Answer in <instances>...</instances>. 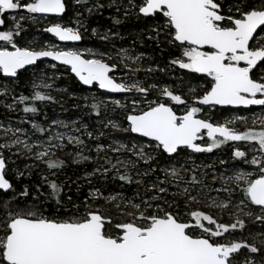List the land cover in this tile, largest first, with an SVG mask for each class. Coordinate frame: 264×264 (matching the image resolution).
<instances>
[{"label":"snow or ice","instance_id":"obj_1","mask_svg":"<svg viewBox=\"0 0 264 264\" xmlns=\"http://www.w3.org/2000/svg\"><path fill=\"white\" fill-rule=\"evenodd\" d=\"M75 3L87 5L88 0ZM103 7L96 3L87 11ZM67 11L66 0H0V74L12 78L9 83H13L23 74L21 70L36 66L39 71L37 62L49 58L68 66L89 89L131 94L130 107L120 100L110 101L124 116L119 122L108 120L113 130L128 137V143L116 141L109 148L126 152L128 157L117 156L115 162L108 156L100 157L104 146L97 144L96 160L103 159V163L85 173V179L92 183L91 177L98 176L118 180L121 187L135 184L138 188L132 197L106 195L93 188L80 200L64 193V185L42 176L50 189L47 194L39 184L35 195L27 185L18 190L14 181H20L26 172L10 176L4 150L15 149L13 155L29 156L53 175L65 166L64 160L53 157L69 145L77 149L74 163L93 158L83 155L85 142L79 135L53 133L50 127L32 121V129L44 139L30 143V138L21 139L27 135L24 129L4 128L5 136H11L0 143V264H264V115L252 118L250 125L245 116L220 123L200 115L205 108L211 112L216 106H259L264 111V0H128L124 15L135 11L138 18L153 20L150 32L154 35L148 39L155 40L157 47L164 43L175 50L168 65L155 70L175 66L199 74L204 78L198 86L202 94L191 84L186 92H178L175 86L133 79L142 70L151 73L154 69L142 68V56L130 55L127 49H119V60L112 62L114 58L107 52L89 49L86 57L77 49L61 48L56 43L42 42L38 47L18 44L17 37L25 31L24 21L47 16L58 20L44 32L61 42L80 41V20H76V27L59 22ZM7 20L11 27L6 26ZM102 38L107 39V34ZM118 68L127 78L116 75ZM32 85L31 95L13 97L14 103L24 105L25 114L39 113L36 102H57L49 92L39 90L51 89L52 84L42 79L40 83L32 81ZM10 91L5 84L0 95ZM91 99L94 102L85 107L102 120L101 105L106 109L108 101L95 96ZM177 106H183L181 114ZM237 121L244 124L243 131L234 126ZM53 125L69 127L64 121H53ZM75 125L73 122L72 131L80 132ZM86 128L87 136L93 138V132ZM205 136L207 141L197 143ZM240 142L246 148L239 147ZM229 143L234 171L219 177V188H211L227 195L209 198L204 191L209 185L195 174L199 166L190 168L187 160L180 158L186 153H211ZM141 162L147 167H138ZM242 165L252 170H239ZM188 171L193 174L185 180L182 172ZM161 172L163 178L157 175ZM150 176L156 178L144 179ZM139 187L144 188L143 195ZM171 188L177 191L170 192ZM199 204L230 213V221L222 222L212 211L193 208ZM247 221L258 223L261 230H248L245 236Z\"/></svg>","mask_w":264,"mask_h":264},{"label":"rangeland","instance_id":"obj_2","mask_svg":"<svg viewBox=\"0 0 264 264\" xmlns=\"http://www.w3.org/2000/svg\"><path fill=\"white\" fill-rule=\"evenodd\" d=\"M66 3L68 4V7H70L69 11V16L67 18V21L65 22L64 20H59V22H62L64 24H68L69 26L76 27V20H80L83 24L84 31L86 32V36L84 31H81L82 35V42L84 44L80 45H70V44H61L59 43L54 37L47 38L45 35L47 34L46 32L43 31L45 27H48L51 25L53 19H48V18H38L33 21H24L23 26L25 28V31L21 33L20 37H17L18 44L21 46H31V47H38L42 42L44 43H56L59 45L61 48H72V49H77L80 52H82L86 57L88 56V50L91 49L92 51L95 52H107L109 53L113 58L115 62L116 60H119V56L117 54L119 49H127L128 53L133 56H142L141 59V67L142 68H147V67H152L153 63L151 56L147 57L143 55L142 50L138 46L134 45H126L122 47H115V46H108V44H104V42H108L115 37H118V33H115L112 35L110 30L98 34L100 29L96 27L95 32L92 30H89L86 28L85 25L86 23H83L84 21L82 20L83 17V12L87 10L88 7L93 6L92 0H88L87 5H77L75 3V0H66ZM117 7L116 9L119 8H125L127 7L128 3H116ZM96 10V9H95ZM94 10V11H95ZM77 13H80V15H77ZM89 13V12H88ZM6 26L11 27V21L7 20L6 21ZM37 31L38 33H34ZM89 33V34H88ZM100 33V32H99ZM107 34V39H103L102 37ZM102 45H101V44ZM142 45V44H141ZM144 48V47H141ZM149 56V55H148ZM146 59L149 61H146ZM41 63V62H39ZM39 71L37 70L36 66L30 67L26 72V78L25 79H18L15 80L13 83H9L10 79H5L2 77L0 74V92L3 91L4 85L8 84L9 88L11 89L10 92L6 93L5 95H0V106L3 109V112L0 115V143H3L5 139L11 136V133H8V137L5 136L4 133V128L12 127V128H22L25 130L27 133L26 136H21V139H29V142H34L37 140H43L44 137H41V135L38 132H35V130L32 129L31 122L35 121L42 126L48 128H51V131L53 133L55 132H64V133H69L72 135H79L85 142V146L83 147V155H88L91 156L93 159L92 161H81L80 163H75V164H83V165H92V168H84V172L82 173V176H80L81 179L85 178V173L91 172L94 167L97 166V163H103V159L97 161V150H96V145L100 144L104 146V149L100 151L99 156L104 157L108 156L113 159V162H115V157L119 156L121 159H124L128 157V153L126 152H120L116 153L109 148V145L115 146L116 141L123 142V143H128V137L120 132H117L113 130L110 125H108V120L109 118L116 120L117 122L121 121L123 119L124 113L120 109H115L114 110V105L110 103L111 100H120L122 103H128L129 107L131 106V94L127 95H119V96H114L111 97L110 95L103 94L100 92L98 88V91L89 88H85L87 90L79 91L78 89L75 90L73 88L72 82L69 80V74L71 73L70 68L64 67L57 65L56 68L50 67V65L55 64L50 61H44V63H41L39 65ZM168 65V62L166 66ZM156 66V65H155ZM165 66V67H166ZM68 69V70H66ZM68 71V72H67ZM116 75L119 77L121 75H125V78H127V74L124 72L122 68L117 69ZM255 71V70H254ZM187 75L185 79V74ZM46 73V75H45ZM163 74H167L166 78L164 81H155V80H150L149 75L145 71H140L135 74L133 79H139L142 82L145 83H157L160 85L167 84L169 86H174L173 85V79L178 81V77H183L184 80H180L177 83L176 90L178 92H186L189 84L193 87L198 88V94H202L203 89L199 88L198 86L200 84H203V80L201 79L202 76L199 74H194L199 79H193L191 76L193 74L187 73L186 70H181L176 68L175 66L170 67L167 71H161ZM148 77V78H146ZM46 80L48 83L52 84L51 89H39L42 91L49 92L53 97L56 99V103H51V102H36V106L40 109L38 114H25L22 109L24 105L14 103L13 97H18L20 95H26L29 96L31 95L33 91V85L32 81H35L36 83H40L41 80ZM77 80V79H76ZM194 80V81H193ZM79 84L80 82L77 81ZM81 85V84H80ZM82 86V85H81ZM102 93V94H100ZM92 96H95L97 100H105L108 101L107 108L105 109L103 105H101V110L102 113H104V117L101 120V118L96 117L91 113V109L89 107H85V105H90L94 101L91 99ZM84 97H89L88 100H85ZM8 105H12L11 108L8 107ZM182 108L183 106H177V111L178 113H182ZM216 109V108H215ZM215 109L213 111H215ZM252 110H248L247 112H241L239 111H230L229 113H225V115H219L220 112H218V122L223 123L225 119H232L235 116H245L249 118V125L251 124V119L260 115H264V111L261 110L260 107H255L251 108ZM218 111V110H217ZM212 112V111H211ZM211 112H208L207 109L205 108V112L201 113V116H209ZM122 117V119H121ZM21 120H24V123H21ZM53 121H64L69 125L68 128L64 127H59L56 125H53ZM217 121V120H216ZM73 122H76L77 127L81 128L80 132H73L72 127H73ZM107 125V126H106ZM87 126L86 131L87 132H93L94 137L89 138L84 131V127ZM241 131L244 130V124L240 121H237L234 125ZM257 130H259L257 128ZM100 132H103V135H99ZM206 140H204L201 143H204ZM239 147L242 149L246 148V145L243 142H240L238 144ZM16 150L13 149L12 152H15ZM76 147L74 145H69L64 151H57L56 156L53 157L54 159H61L63 157H66L69 159L70 163H74V159H76ZM233 151V147L231 143L227 145L221 146L219 149H214L213 152L211 153H201L202 155H209L212 157L213 162H210L209 164H204V163H199L197 164V161H195V157L201 154H194V153H186L181 156V161L187 160L188 166L194 167V166H199L198 170L195 172L198 178L202 179L206 184L209 185V188H205L204 191L208 194L209 198L215 197L217 199H223L227 194L226 193H217L215 191H212L211 188H219L222 181L219 179V177L224 174V175H230L233 173L234 169L232 168V161H231V153ZM12 152L4 150L3 154L6 159H10L6 156L7 153L11 154L13 156ZM251 156V152H249V157ZM10 157V156H9ZM21 157L25 158L27 161H32L33 163H27L26 161V166L30 165H37L34 166L36 169L38 167L42 168V176H48L49 180L56 181L58 184H62L59 179L61 175L56 173L51 174L50 171L46 168V166L42 163H38L33 161L29 156L27 155H21ZM12 158V157H11ZM221 160H226L229 161L227 164H221ZM236 163H239V161H236ZM67 165V164H66ZM17 166V167H16ZM15 166V169H18V165ZM210 166V167H209ZM141 169L147 167L144 165L142 162L138 165ZM239 170H244V171H250L252 170L249 165H242L241 169ZM134 174V173H133ZM192 172H182V175L184 176L185 180H189L192 176ZM203 174V175H202ZM213 174L216 176V180H213ZM161 178H163V173H157ZM41 176V181L42 180ZM59 176V177H58ZM98 176H93V178H96ZM151 178L155 179V176H150ZM139 178V177H137ZM146 179H149V177H145ZM144 178V179H145ZM153 179H150L153 180ZM65 182L68 181V179H64ZM83 181V180H82ZM93 183V182H92ZM92 183H87V182H82L80 183L79 189L80 191H84L86 196H88V193L93 190V188H99L100 186H97ZM64 185V193L67 195H70L71 188L65 187ZM101 189V188H100ZM123 187H119V189L116 190H109L105 192V194H116V193H121L127 197H132L127 194V192H123ZM141 195L144 194V188L139 187ZM141 189L143 190L141 192ZM78 190V189H77ZM50 191V189H48ZM177 191L176 188H171L170 192H175ZM135 193V192H134ZM195 194V193H194ZM171 197V195H169ZM74 199V198H73ZM194 209H202L204 211H212L215 215L218 216L222 220V222H229L230 221V213L228 212H219L216 209H207L204 208L203 204L199 205H194ZM247 219V218H245ZM248 230H252L254 233H258L261 229L258 223H253L251 221H247V229L244 232V235H248ZM240 235L239 232L236 233V236L238 237ZM251 242V241H250Z\"/></svg>","mask_w":264,"mask_h":264},{"label":"trees","instance_id":"obj_3","mask_svg":"<svg viewBox=\"0 0 264 264\" xmlns=\"http://www.w3.org/2000/svg\"><path fill=\"white\" fill-rule=\"evenodd\" d=\"M93 4L96 3H101L104 5L103 8L100 9H96L95 11H93L92 13H88L87 10H85L83 12V17L82 20L84 21L83 23H86L87 25L86 28L89 30H93L96 29V27H98L100 29V33L98 32V34L104 33L108 30H110L111 34L113 36V34L118 33V37H115L114 39L108 41V42H104V44H108V46H115V47H122V46H126V45H134V46H139L140 49L142 50V53L147 57H150V59H154L152 61L153 65L152 68L154 69L153 72L151 73H147L149 75L150 80H155V81H164L167 74H163L161 73V71H156L155 69L157 68V66L163 68L166 66L167 62L173 57V55L175 54V50L172 49L170 46H167L164 43L160 44V47H157V42L153 39H148L149 35H154V33L150 32V28L152 27V25L154 24V21L151 19H143V18H138L135 11L130 12L127 16L124 15V8H120L119 11H117L116 7L117 4L116 3H128V0H92ZM70 7H68V11L66 12V14L63 17V20L66 22L67 18L69 16V9ZM119 20L120 23L117 24L115 23V20ZM83 28V27H82ZM81 31H84V29H81ZM85 36H86V32L84 31ZM89 34V33H88ZM45 37L47 38H51V36L49 34H46ZM52 39V38H51ZM85 43V42H84ZM82 42V44H84ZM101 44V43H100ZM142 44V45H141ZM102 45V44H101ZM144 47V48H141ZM149 55V56H148ZM146 61H149V59ZM44 63V62H41ZM41 63H39V65H41ZM156 65V66H155ZM68 70V69H66ZM69 71V70H68ZM67 71V72H68ZM118 72V71H117ZM185 74V72H184ZM27 74L26 72H24L19 78L20 79H25ZM187 75L185 74V79ZM148 78V77H146ZM191 78L193 79H199V77H197L196 75H192ZM185 79H183L185 81ZM201 79L204 82V78L201 77ZM69 80L72 82L73 88H75V90H79V91H85L87 89H85V87L81 86L77 80L75 79V77H73L71 75V73L69 74ZM179 81V79H178ZM177 80L173 79V85L175 87H177ZM194 81V80H193ZM95 90L98 91V89L94 88ZM102 94V93H100ZM103 95V94H102ZM114 97V96H111ZM218 110V111H217ZM249 111L252 109H248ZM248 110L242 109L240 110L241 112H247ZM230 111H233L231 109H218L216 108L215 111H212L209 116H211L213 121H218V112H220L219 115H225V113H229ZM3 112L2 107L0 106V115ZM122 119V117H121ZM6 156L10 159H6L8 161V169L10 170L9 175L11 176L12 174H14L17 171H25L26 175L20 180V181H14V183L16 184L17 189H22L25 185H27L30 189V191L32 192V195H35V187L37 184H39L41 186V191L44 192L45 194H47L48 191V186L46 183L41 181V176H42V168L38 167V169H36V167H28L26 166V159L21 157V156H16L13 155L11 156V154L7 153ZM10 156V157H9ZM12 157V158H11ZM195 161H197V164L199 163H204V164H209L210 162H213V159L211 156L209 155H198L195 157ZM61 159L65 161V166L61 169V170H56V173L59 174V176L61 175L59 181L63 184H65V187H69L71 188V192L70 195L74 198V199H84L86 196V194L84 193V191H80L79 189V184L82 182H87L89 184V182L83 178L81 179L80 176H82V173L84 172V168H92V165L88 164V165H83V164H75V163H70L69 159H67L66 157L61 156ZM27 163H33L32 161H27ZM67 164V165H66ZM18 165V169H15V166ZM17 167V166H16ZM58 176V177H59ZM64 179H68L67 182L64 181ZM150 179H153L151 177H149V179H146L147 181H150ZM83 180V181H82ZM91 181L93 182L91 184L90 187L93 186V184L100 186L99 188L103 189L105 192L109 191V190H116L119 189V187H121V182L118 180H103L99 177L93 178L91 177ZM123 192H127V194L129 196L134 195L137 191L138 186L135 184L132 185H124L123 186ZM78 189V190H77ZM140 191V189H139ZM143 190L141 189V192ZM170 200L172 199V197H168ZM41 199H43V197H41ZM54 203V201H53ZM181 208L183 209V203L181 202Z\"/></svg>","mask_w":264,"mask_h":264},{"label":"water","instance_id":"obj_4","mask_svg":"<svg viewBox=\"0 0 264 264\" xmlns=\"http://www.w3.org/2000/svg\"><path fill=\"white\" fill-rule=\"evenodd\" d=\"M47 17H53V16H47ZM53 18H56V17H53ZM57 39V38H56ZM57 41L59 42V43H61V44H70V45H80L81 44V42H82V39L80 40V41H75V42H72V41H70V42H61V41H59L58 39H57ZM250 44H252V41H250ZM44 61H50V62H52V63H55V64H57V65H59L58 64V62H56V61H51L49 58H44V60L43 61H38L37 63H39V62H44ZM60 66H64V65H60ZM30 67H33V66H27V68H30ZM64 67H67L68 68V66H64ZM21 71H23V70H21ZM73 76H74V74H72ZM76 78V77H75ZM77 79V78H76ZM77 81H78V79H77ZM82 85V84H81ZM83 87H85V88H88L87 86H84V85H82ZM100 92H102L101 90H100ZM103 93V92H102ZM103 94H106V95H110V96H119V95H127V94H123V93H103ZM216 107H218V108H221V106H216ZM251 107H258V106H251ZM250 107V108H251ZM225 108H232V107H225ZM234 109H245V108H234ZM199 141H197V143H198Z\"/></svg>","mask_w":264,"mask_h":264},{"label":"flooded vegetation","instance_id":"obj_5","mask_svg":"<svg viewBox=\"0 0 264 264\" xmlns=\"http://www.w3.org/2000/svg\"><path fill=\"white\" fill-rule=\"evenodd\" d=\"M38 18H48V19H53V20H58V18H53V17H38ZM62 20H63V18H62ZM34 33H38L37 31H35ZM47 34H49V33H47ZM50 36H51V38H53V36L51 35V34H49ZM55 38V37H54ZM56 39V38H55ZM57 40V39H56ZM29 69V68H28ZM22 73H24L25 71L23 70V71H21ZM2 75V74H1ZM71 75H72V73H71ZM21 75H19V77H20ZM73 76V75H72ZM3 77V76H2ZM73 77H75V76H73ZM5 79H12V78H5ZM76 79V78H75ZM259 107V106H258ZM216 108H218V107H216ZM251 108H255V107H251ZM251 108H248V109H251ZM218 109H231V110H233V111H239V110H242V109H234V108H218ZM245 110H247V109H245ZM178 114H181V113H178ZM204 140H206L207 141V137L205 136V138H204ZM201 142H203V141H199L198 143H201ZM194 154H197V153H194ZM199 154H201V153H199ZM202 155V154H201Z\"/></svg>","mask_w":264,"mask_h":264}]
</instances>
